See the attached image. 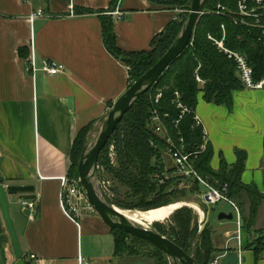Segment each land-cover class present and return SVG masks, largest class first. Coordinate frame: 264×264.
Segmentation results:
<instances>
[{"label": "crops", "instance_id": "obj_1", "mask_svg": "<svg viewBox=\"0 0 264 264\" xmlns=\"http://www.w3.org/2000/svg\"><path fill=\"white\" fill-rule=\"evenodd\" d=\"M111 1L0 0V180L34 189L18 196L33 201L35 213L14 220L23 257L33 264H78V258L90 264L133 263L115 256L111 230L97 216L70 219L59 202L60 178L69 174L77 134L91 123L97 126L129 86L126 66L103 42L101 18ZM38 9L45 17L28 22ZM120 10L121 21L108 19L118 48L128 53L149 50L153 38L176 19V11L146 0H123ZM23 48L33 52L37 68L42 60L54 61L64 73L27 72L26 59L19 56ZM232 96L230 110L197 96L194 112L213 151L210 168L218 170L221 160L232 165L234 151H243L241 182L264 193V111L256 105L264 93L242 89ZM225 206L209 224L214 248L222 255L237 252L239 264H264V255L256 259L247 248V230L236 219V227L232 220H218L220 213H233Z\"/></svg>", "mask_w": 264, "mask_h": 264}, {"label": "trees", "instance_id": "obj_2", "mask_svg": "<svg viewBox=\"0 0 264 264\" xmlns=\"http://www.w3.org/2000/svg\"><path fill=\"white\" fill-rule=\"evenodd\" d=\"M146 1L162 9L178 7L189 12L192 2V0ZM117 2L118 0H112L109 10L114 9ZM235 3L236 0H206L203 9L205 13L197 22L192 43L183 51L182 56L169 65L167 70L157 80L155 86L141 95L116 127L117 129L109 141V144L114 143L115 147L116 165L114 167L110 165L109 159L106 157L109 145L101 151L98 167L100 166L118 186V188L114 189L117 194L127 199L130 197L142 199L145 194L150 196L153 195L154 190H158L153 177L160 172L158 169L160 160L158 150L161 149L164 152L166 145L164 141L153 133V129L150 127V111L153 108L159 113L168 134L173 140L180 137L184 141L186 151H197L203 142V128L194 126L191 113L185 114L175 124L180 112L176 109L174 93L177 92L181 103L194 112L199 93H202L206 103L224 106L227 110H230L233 104V93L242 90L233 62L216 47L212 40L210 41L207 38L208 36L215 40H221V26H223L225 29L224 48L245 55L249 66L257 74H261L264 71V41H258L257 32L234 24L226 14L218 15L214 13L217 10V6L226 7L234 11ZM80 12L82 14H90L87 10H80ZM108 18L107 16L101 18L104 46L109 54L126 66L128 70V88L165 55L168 48L179 35L182 24L186 19L183 17L182 20L175 19L170 21L162 33L153 38L149 50L139 51V53H128L118 48L112 22ZM19 56L22 59H27V49H20ZM195 76L199 77L203 83L196 82ZM158 93L161 95L160 99L158 103L154 104L155 96ZM164 115H167V118H164ZM92 125L93 123L85 126L74 140L71 154L72 165L68 172V179H78L77 166L80 160L79 157ZM234 154L236 160L232 165L228 166L221 160L218 170L213 171L210 168V162L213 158L212 146L207 142L205 150L195 159L194 168L200 178L209 186L215 189L227 186L226 197L237 205L241 217V226L248 233L247 248L258 259L264 255V235H261V237L254 236L253 238L252 232L257 219V209L264 202V193L258 192L253 184L241 182L247 154L240 150H235ZM119 188L124 189L125 192L121 194ZM160 201L158 198V200L151 203L154 206L147 204L146 208L137 212L142 214L144 212H159L160 209L175 204H160ZM246 203L250 212L245 217L244 206ZM187 208L190 207L183 205L173 209L168 219L179 214L178 221L174 227H170L169 230L155 229L154 231L175 243L187 255H191L197 264H210L217 254H223V250L214 248L213 242H211L212 231L208 224L204 226L205 228L198 235H196L197 227H193L191 230L189 227L191 222L190 213L188 217L185 215L188 214ZM168 219L153 222L150 227L156 224H163ZM111 234L115 244V256L119 255L122 248L126 251L128 250L122 240L127 238L133 246L147 247L149 253L143 257L152 260L154 264H169L167 257L148 243L128 236L117 229L111 230ZM128 255L129 257L135 256L134 253ZM22 261L24 264H33L24 257Z\"/></svg>", "mask_w": 264, "mask_h": 264}, {"label": "water", "instance_id": "obj_3", "mask_svg": "<svg viewBox=\"0 0 264 264\" xmlns=\"http://www.w3.org/2000/svg\"><path fill=\"white\" fill-rule=\"evenodd\" d=\"M205 2L206 0H192L189 9L190 12L182 24V29L173 44L168 48L165 55L118 98V100L112 105L110 111L97 126L91 127V130L86 137L85 145L79 157L80 160L77 166L79 184L85 191L86 200L89 203V206L99 217L100 221H102L109 230H121L128 236L135 237L144 243H148L159 252L161 251L165 257H167L169 264L197 263L191 255H187L180 247L161 234H158L152 229H143L132 222H128L124 216L117 213L115 207L105 201L98 187L97 169L101 151L109 144L108 142L116 131V127L125 117L127 111L136 101L139 100L141 95L155 86V83L167 70L169 65L175 59L182 56L183 51L192 41L197 22L203 15ZM32 191H34V189L31 186H5L4 182L0 180V216L5 221L7 232L9 233L11 245L13 247V254L17 262L16 264H24L22 261L23 252L17 234L13 229V221L10 218L7 198L8 196L13 195L28 194V192ZM204 198L207 202L208 198ZM22 214L25 217H28L27 211L23 210ZM208 219L209 214H206L200 231L205 228L204 226L207 224ZM218 220L231 221L233 220V213H220L218 215ZM0 264H5L2 248H0ZM219 264H239L238 253L233 250L227 252L224 254V257L221 258Z\"/></svg>", "mask_w": 264, "mask_h": 264}, {"label": "built area", "instance_id": "obj_4", "mask_svg": "<svg viewBox=\"0 0 264 264\" xmlns=\"http://www.w3.org/2000/svg\"><path fill=\"white\" fill-rule=\"evenodd\" d=\"M123 0H118L114 9L109 10L107 12V16L111 17L113 20L121 21L124 14L120 10L121 4ZM215 14L218 15H227L236 25H241L251 31L257 32L258 41H264V0H236L234 11L227 9L226 7L217 6ZM72 8L70 9V14H72ZM205 11L203 12V14ZM46 14L41 9H38L36 12L29 14L27 17L28 22L32 23L37 18H43ZM222 31V39L215 40L214 38L208 36L207 38L214 42L216 47L224 53L228 59H230L234 67H236V74L238 81H240L241 87L247 91H256V90H264V71L261 74H257L251 66H249L247 58L245 55L240 54L238 52H234L230 49H225L223 46L225 29L221 26ZM192 41L190 42V44ZM189 44V45H190ZM26 71L30 73H34L38 70L43 72L45 75L53 77L54 75H58L64 73V66L58 64L56 62L42 60L40 62V66L37 68L36 60L34 58V54L31 51L26 59ZM196 82L203 83L199 77L195 76ZM160 93L155 96L154 104L158 103L160 99ZM175 105L176 109L180 112L178 120L175 121V124L182 119L185 114L191 113L194 126L200 127L201 122L198 117L195 115L192 110L183 105L180 101L179 94L177 92L174 93ZM150 127L153 129V133L157 135L162 141L165 142V155L169 157L171 162L173 163V167L177 171V173L183 178V180H188L190 182H196L198 184H202L205 187V192L201 195L204 203L208 206H216L218 203L227 204L233 212L235 219L237 220V225L240 224V212L237 208V205L226 197L227 186H223L222 188H213L206 184L202 178L198 175L196 169L194 168V161L197 156L205 150L207 145L206 135L203 130L202 140L203 142L198 147L197 151H186L184 146V141L182 138L177 137L176 140H173L172 137L167 132L166 127L163 124L162 119L160 118L159 113L154 108L150 111ZM164 118H167V115H164ZM202 127V126H201ZM69 179L67 177L60 178V194H59V202L61 209L64 215L70 219H74L72 214H76V210L84 205L85 207H90L89 203L86 200V195L84 189L80 186L79 180H71L69 183ZM98 187L105 199V189L104 182L98 181ZM208 198V201H205V198ZM18 204L21 205V209L28 212V216H33L36 211V204L33 201H19ZM224 255H219L216 257L210 264H219L221 258ZM78 264H90L84 260L78 258Z\"/></svg>", "mask_w": 264, "mask_h": 264}, {"label": "rangeland", "instance_id": "obj_5", "mask_svg": "<svg viewBox=\"0 0 264 264\" xmlns=\"http://www.w3.org/2000/svg\"><path fill=\"white\" fill-rule=\"evenodd\" d=\"M171 10L176 11L175 17L177 20H182L183 17H187L189 14L188 10L185 9H180L178 7L176 8H172ZM262 92L264 93V90H262ZM258 107H260L261 110L264 111V101L260 102L259 104H256ZM242 105L240 104V107ZM255 107L254 106H250V110H252V108ZM257 108V107H256ZM255 118V117H254ZM260 119V115L257 114V117L255 119ZM109 143V142H108ZM109 147L107 149V153H106V157L109 159V163L111 166L114 167V165H116V157H115V147H114V143L113 144H108ZM158 154L160 156V160H159V174H157L156 176H154V183L156 184V188L158 190H154L153 195L149 194H145L144 198L140 199V198H125L124 196L117 194L115 192L114 189L118 188V186L115 184V182H113V180L111 179V177H109L104 171L103 169L99 166L97 169L98 172V177L99 180L101 182H104V187H106L105 189V201H107L108 204L113 205L114 207H118L122 210L125 211H135L136 213H138L137 211H141L142 209L146 208L148 205L150 204V206H154L151 203H153V201L158 200V198L161 200L160 204H164V203H169V204H173V209L175 207L178 206H183L187 203H195L196 206H198L203 213L209 214V219L207 224H213L214 220H215V211L217 212L218 209L223 208L224 210L227 209V204L225 203H218L216 206H208L207 204L204 203L203 199L201 198V195L205 192V187L202 184H198V183H193L190 181H186L183 180V178L177 173V171L175 170V168L173 167V163L171 162V160L169 159L168 156L165 155V153L159 149L158 150ZM71 180H77L78 179H69V183H71ZM119 191L121 192V194H123L125 192L124 189L119 188ZM21 198V196L18 195H13L11 197L7 198L8 204H9V214H10V218L13 221V229L14 232L17 234V229L15 226V221L17 219V217L22 216V209H21V205L18 204L19 199ZM264 203V202H263ZM262 203V204H263ZM120 204V205H119ZM194 204V205H195ZM143 208H140V207ZM188 207H190V205H187ZM173 209H171L170 212H168L167 216H159L157 217L158 212H151V213H146L144 212L143 214H152L154 216L157 217V219L153 222H159V221H163L164 219H168L170 216V214L173 212ZM187 213L185 214L186 217L191 216V222H190V228L191 230L193 229V227H197V234H199L200 229L202 224L200 225L198 223V217L197 215L190 209L187 208ZM161 211V209H160ZM227 211V210H226ZM258 214H257V224L254 225V229L252 232V236L254 238V236L256 237H261V235H264V211L262 206L260 205L257 209ZM244 212H245V217L247 215H249L248 211V205L246 204L244 207ZM142 214V213H139ZM86 215H92V216H97L93 210L91 209V207H85L84 205L80 206L77 210H76V214H72V217H74V219H79L80 217H84ZM98 217V216H97ZM178 217L179 214L177 216H174L173 218L168 219L165 223L163 224H156L154 226L149 227V229L152 230H159V229H164V230H169L170 227H174V225H176L177 221H178ZM99 218V217H98ZM205 218V217H204ZM1 219V230H0V248H2V252H3V258H4V262L5 264H16V259L14 257L13 254V247L11 245V240H10V236L9 233L7 232V228H6V224L4 219H2V217L0 216ZM152 222V223H153ZM204 222V220L202 221V223ZM152 223H148L147 225H151ZM233 226H235V217L232 220ZM241 226V223H240ZM210 227V226H209ZM236 227V226H235ZM242 227V226H241ZM211 228V227H210ZM123 242L126 244L125 247H128V250L126 251L125 249H120V253L117 256L120 260L124 261V260H131L133 263L131 264H153V261L143 257L145 256V254L149 253V249L146 248H140L137 246H133L132 244H130V240L125 238L122 239ZM135 254V256H131L129 257L128 254ZM220 254H217L216 257H218ZM129 264V263H128Z\"/></svg>", "mask_w": 264, "mask_h": 264}, {"label": "bare ground", "instance_id": "obj_6", "mask_svg": "<svg viewBox=\"0 0 264 264\" xmlns=\"http://www.w3.org/2000/svg\"><path fill=\"white\" fill-rule=\"evenodd\" d=\"M187 205H190V208L198 217V223L201 225L202 221L204 220V217H205V214L203 213V211L198 206H196L192 203L185 204V207H187ZM173 207L174 206H170V207H166L164 209H161V211L159 210V212L156 213L157 217L167 216L168 215L167 213L170 212L171 209H173ZM115 210L117 211V213L124 216V218L128 222H132V223L138 225L139 227H141L143 229L150 227L149 225H147V222L152 223L153 221H155L157 219V217L152 215V214H139V213H136L133 211L128 212V211L121 210L117 207H115Z\"/></svg>", "mask_w": 264, "mask_h": 264}]
</instances>
